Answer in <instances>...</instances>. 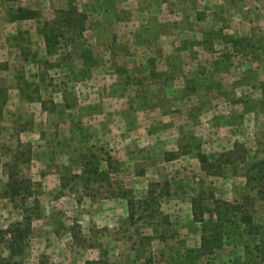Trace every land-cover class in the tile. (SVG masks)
<instances>
[{
    "label": "rangeland",
    "instance_id": "obj_1",
    "mask_svg": "<svg viewBox=\"0 0 264 264\" xmlns=\"http://www.w3.org/2000/svg\"><path fill=\"white\" fill-rule=\"evenodd\" d=\"M198 1L200 7L214 2ZM174 2L0 1V230L19 219L18 211L2 195L4 165L25 147L30 149V162L20 167V177L31 181L41 208L21 264H264L255 250L260 237H248L240 221L241 213L248 215L259 233L264 232V180L246 182L247 168L255 158H248L247 167L236 164L225 168L220 177H208L198 169L197 149L208 156L224 152L212 148L207 134L197 141L200 145H193L189 126L183 125L176 144L170 138L155 148L149 136L157 135L160 127H135L129 114H120L119 106H129L131 86L145 87L147 82L143 76L138 82L130 77L128 68L137 62L130 57L157 52L153 43L159 34L173 30L177 35L178 28L169 25L188 22L189 16L185 19L180 10L191 13L193 0L181 9ZM245 4L250 9L254 6L251 0ZM16 7L37 11L40 21L10 22L8 11ZM70 7L86 16L85 31L80 40L62 43L49 56L40 24ZM229 9L222 20L235 24L236 14ZM207 16L203 13L201 20L208 24L212 18ZM248 19L264 23L261 14L251 13ZM140 41L150 44L137 45ZM82 50L88 51L90 60L80 58ZM201 63L207 65L209 60ZM258 64L252 67L258 69ZM206 128L208 123L196 130ZM91 153L108 176L104 182L85 187L77 176ZM165 181L170 193L158 200L154 218L138 211L130 222L123 192L142 200L149 184ZM193 203L196 213L203 214L204 224L193 219ZM213 233L221 235L222 246L203 256L201 238ZM0 257H7L1 240Z\"/></svg>",
    "mask_w": 264,
    "mask_h": 264
},
{
    "label": "crops",
    "instance_id": "obj_2",
    "mask_svg": "<svg viewBox=\"0 0 264 264\" xmlns=\"http://www.w3.org/2000/svg\"><path fill=\"white\" fill-rule=\"evenodd\" d=\"M179 1L173 4H180L181 9L189 0ZM251 1L252 9L245 4L247 0H226V3L214 0L201 7V2L193 0L191 13L180 10L185 19L189 16L188 22L182 20L169 25L178 28L177 35L171 28L170 33L159 34L153 41L157 52L130 57L137 60L135 67L128 68L130 77H136L134 82H138L143 76L147 82L145 87L139 83L131 86L129 106H119L125 109L120 114H129L135 127L139 124L145 125L147 130L154 125L160 127L157 135L149 136L150 141L153 139L156 143L155 148L170 138L176 144L179 131L183 130V125H188L193 145L207 134L215 150L219 148L225 153L236 144L242 146L246 151L245 163L239 164L242 167H247L248 158L264 161V23L248 19L251 13L264 18V0ZM229 8L236 14L233 15L237 20L235 24L222 20ZM203 13L211 15L208 24L201 20ZM138 44L148 46L150 43L140 41ZM137 45L139 52L141 48ZM202 60H209V64L202 66ZM254 61L259 62L258 69L252 67ZM203 123H208V128L198 132L196 129L204 126ZM175 148L176 151V145ZM213 154L214 157L219 155Z\"/></svg>",
    "mask_w": 264,
    "mask_h": 264
},
{
    "label": "trees",
    "instance_id": "obj_3",
    "mask_svg": "<svg viewBox=\"0 0 264 264\" xmlns=\"http://www.w3.org/2000/svg\"><path fill=\"white\" fill-rule=\"evenodd\" d=\"M0 1L2 3H11L14 0ZM11 9L7 14L10 22L40 21V14L35 10L23 7H16L14 10ZM85 22L86 16L74 7H70L67 10H58L54 13L51 20L41 22L39 31L43 38L46 54L49 56L55 55L62 43L69 44L80 40L85 31ZM80 53L81 59L90 60L88 51L82 50ZM0 67L2 66L0 65ZM171 157L173 159L174 156ZM195 158L199 163L201 171L206 176L220 177L223 175V170L225 168L232 167L236 164H244L246 151L242 146L236 144L231 151L214 157L203 154L197 149ZM107 161V165L110 167L111 159L108 157ZM28 162H30V149L25 147L23 151H15L11 162L4 165L6 183L2 195L4 198L8 199L18 211L19 219L11 222L4 230H0V240L3 242L7 251V257H0V264H21L20 259L27 247V242L32 231V223L38 219L40 215V202L31 181L20 177V167ZM263 163L262 161L255 162L247 168V183H250L252 180H256L260 183L264 180ZM107 176L108 174L104 170H101L100 162L95 154L91 153L84 158L82 172L81 175L77 176V179L87 187V185L89 186L90 184H98L106 181ZM169 193L170 186L168 181L162 184H149L146 196L142 200H135L131 197L130 192H123L122 198L126 200L128 220L134 222V218L138 215V211L143 213L149 212V218L153 219L156 211H158V200L165 196H169ZM217 204H222L225 208L232 207V205L221 201H218ZM192 210L193 219L196 222L204 224L203 214L196 213L194 203ZM232 210L239 213L241 208L232 207ZM240 221L248 237H260L261 240H259V245L255 250L259 253L262 261H264V232L260 231L259 233L258 227L254 226L252 218L248 215L241 213ZM221 246L222 237L220 234L213 233L209 238H205V236L201 238L200 249L203 256L208 257L212 255L213 252L220 249ZM86 264L94 263L88 262Z\"/></svg>",
    "mask_w": 264,
    "mask_h": 264
}]
</instances>
